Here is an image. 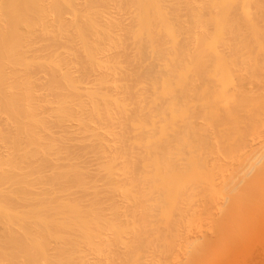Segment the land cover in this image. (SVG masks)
Here are the masks:
<instances>
[{"label":"bare ground","instance_id":"1","mask_svg":"<svg viewBox=\"0 0 264 264\" xmlns=\"http://www.w3.org/2000/svg\"><path fill=\"white\" fill-rule=\"evenodd\" d=\"M0 264H264V0H0Z\"/></svg>","mask_w":264,"mask_h":264}]
</instances>
